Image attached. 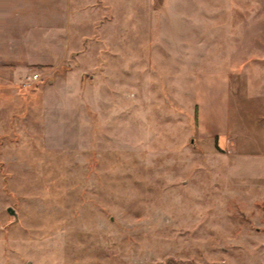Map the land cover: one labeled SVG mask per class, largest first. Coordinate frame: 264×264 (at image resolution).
<instances>
[{
  "label": "rangeland",
  "instance_id": "rangeland-1",
  "mask_svg": "<svg viewBox=\"0 0 264 264\" xmlns=\"http://www.w3.org/2000/svg\"><path fill=\"white\" fill-rule=\"evenodd\" d=\"M68 1L0 32V264H264V0Z\"/></svg>",
  "mask_w": 264,
  "mask_h": 264
},
{
  "label": "crops",
  "instance_id": "crops-1",
  "mask_svg": "<svg viewBox=\"0 0 264 264\" xmlns=\"http://www.w3.org/2000/svg\"><path fill=\"white\" fill-rule=\"evenodd\" d=\"M55 1H57L56 3L57 6L53 7L52 9L48 5L47 6L43 5V3H46V0H0V19H1L0 32L9 30L6 29V26L7 27L9 26L7 20L9 19L10 21L13 18V13L16 15L17 18L25 19L27 22H29L28 20H30L32 15H35L37 13H38L37 17H39V14L41 17L45 16L44 19H41L42 21L46 20V22L47 21L49 22L47 17L48 15L51 14L56 18L55 19L56 26L54 30L56 34H58L57 39H59V41L57 42L58 44L56 46L60 50L59 55L61 56H66L67 54L69 55V50H70L69 48L76 39V34H74L72 31V30L76 31V25L73 26L75 22L72 18V15L76 13L77 9L70 8V1L68 0H55ZM32 9H35L37 12L33 13ZM20 10H22L23 13L20 12ZM181 14L183 13L181 12ZM165 15L168 19L170 18L169 21L166 22V28L168 31H172L174 27L178 28L180 24L182 25V21H180L179 12L176 14L173 9L172 10L170 9L169 11H167V13H165ZM33 20L35 23L39 21L37 19H33ZM20 27H22V25H20ZM21 29H25V28L23 27ZM0 38H5V35H0Z\"/></svg>",
  "mask_w": 264,
  "mask_h": 264
},
{
  "label": "built area",
  "instance_id": "built-area-1",
  "mask_svg": "<svg viewBox=\"0 0 264 264\" xmlns=\"http://www.w3.org/2000/svg\"><path fill=\"white\" fill-rule=\"evenodd\" d=\"M36 75H37L36 73H33V75H32V74H31V75H28V78H29V79H31V78H35Z\"/></svg>",
  "mask_w": 264,
  "mask_h": 264
},
{
  "label": "water",
  "instance_id": "water-1",
  "mask_svg": "<svg viewBox=\"0 0 264 264\" xmlns=\"http://www.w3.org/2000/svg\"><path fill=\"white\" fill-rule=\"evenodd\" d=\"M192 140V139H191Z\"/></svg>",
  "mask_w": 264,
  "mask_h": 264
}]
</instances>
